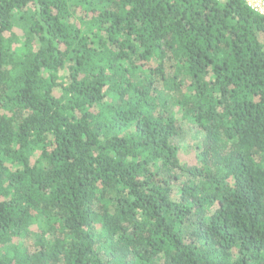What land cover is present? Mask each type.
I'll use <instances>...</instances> for the list:
<instances>
[{"label":"trees","instance_id":"obj_1","mask_svg":"<svg viewBox=\"0 0 264 264\" xmlns=\"http://www.w3.org/2000/svg\"><path fill=\"white\" fill-rule=\"evenodd\" d=\"M0 264H264V16L0 0Z\"/></svg>","mask_w":264,"mask_h":264},{"label":"rangeland","instance_id":"obj_2","mask_svg":"<svg viewBox=\"0 0 264 264\" xmlns=\"http://www.w3.org/2000/svg\"><path fill=\"white\" fill-rule=\"evenodd\" d=\"M19 34H22V33L20 32ZM161 96L164 98H167V99H170V97H171V95L168 94L167 92H165V90L162 91ZM161 99H162V104H164L163 98H161ZM173 100H174V98H173ZM202 137H203V135L201 133H199L196 129H194L193 127H187L186 129H184V131L181 133V135L179 137H177L175 142L180 146L189 147V148L193 149L196 142L198 140H200Z\"/></svg>","mask_w":264,"mask_h":264},{"label":"built area","instance_id":"obj_3","mask_svg":"<svg viewBox=\"0 0 264 264\" xmlns=\"http://www.w3.org/2000/svg\"><path fill=\"white\" fill-rule=\"evenodd\" d=\"M253 11L264 16V0H243Z\"/></svg>","mask_w":264,"mask_h":264}]
</instances>
